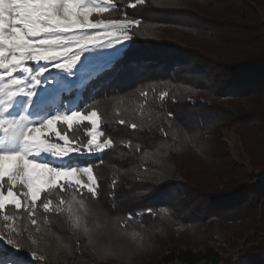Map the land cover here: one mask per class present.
Wrapping results in <instances>:
<instances>
[{
    "label": "trees",
    "instance_id": "16d2710c",
    "mask_svg": "<svg viewBox=\"0 0 264 264\" xmlns=\"http://www.w3.org/2000/svg\"><path fill=\"white\" fill-rule=\"evenodd\" d=\"M212 1L195 0L199 6L211 11L192 13L181 8L184 0H144L143 5L136 7H130L135 0H111L116 10L106 15H124L127 20L141 22L129 27L127 34L131 38L120 54L96 66L88 76H83L85 79L81 86L66 85L59 92L61 106L74 99V104L81 111H98L103 139L113 141L100 154L78 156L70 163L94 166V192L80 190L73 195L97 210L109 225L117 222L114 227L120 234L156 229L167 219L179 226L199 219L195 215L201 212L200 209L196 208L191 216L185 215V207L177 209V195L186 192V188L190 191L185 172L191 173L190 168L197 164L178 166L175 161L169 164V159L191 156L201 160L200 157L206 156L209 161L204 166L205 174L214 182L218 180L215 173L217 158L222 159L228 170L239 166L219 148L223 144L215 133L225 124L251 121L249 113H243L242 119L238 120L235 114L238 104L234 108L232 102L239 100L244 104L246 101L248 110L253 112L250 99L259 94L264 101V50L259 48L264 45V22H258L257 14L259 9L264 11V0H227L228 3L222 4L220 0ZM216 13L241 18L242 28L235 22L232 26L229 23L232 20L228 18L215 19ZM230 28L234 34L240 35L239 39L232 36ZM242 55L245 56L241 58ZM163 93L167 95L162 96ZM149 111L153 120L146 115ZM255 113L256 118L260 117L262 110ZM151 122L154 124L150 127ZM168 122L177 126L178 131ZM76 128V135L86 140L85 129ZM182 132L187 136L186 140L180 138ZM181 147L185 152L177 155ZM149 152H154L152 157L155 158L148 161L146 153ZM160 157H167V162ZM257 172L260 174L257 182L251 180L245 187L236 185L227 194L216 192V186L206 188L202 185L201 188L195 183L197 191L204 195L209 192L216 198L215 202L208 204L206 215L228 223L227 226L250 218L263 223L264 164ZM231 174H224V179L228 177L230 182ZM59 191L55 189L50 193L51 197ZM50 195H41L36 219L44 231L55 230L63 235L59 218L51 213L52 210L45 213L40 206ZM253 195L258 197L253 198ZM248 201L250 206L246 204ZM123 203L125 207L121 206ZM161 209L167 211L162 212ZM10 213L26 215L23 210L7 208L5 214ZM1 225L0 219V228ZM227 233L235 241L233 237L238 232ZM19 236L25 237L23 233ZM259 237L264 235L251 234L237 256L228 255L222 246L205 247L198 252L169 248L156 264H165L173 259L187 264L201 261L264 264L263 240H260L261 245L254 246V239ZM17 240L22 241L18 237ZM76 243V258L80 262H89L91 255L80 252V242ZM0 251L3 255L16 257L20 264H23L20 257L28 264H42L26 252H14L12 247L1 241ZM43 264L50 263L44 260Z\"/></svg>",
    "mask_w": 264,
    "mask_h": 264
},
{
    "label": "rangeland",
    "instance_id": "374dc122",
    "mask_svg": "<svg viewBox=\"0 0 264 264\" xmlns=\"http://www.w3.org/2000/svg\"><path fill=\"white\" fill-rule=\"evenodd\" d=\"M220 1L221 4L222 2L228 3L227 0ZM75 2L80 4L81 8H93V12L89 14V20L95 26L69 28L68 30L55 29L36 37H30V41L37 47L55 50L58 55L42 61L25 59L22 61V64L17 66V70L12 74H10V70L0 69V155L20 151V142L14 138L12 131L17 125L39 127L40 122L48 118L50 119L52 116L70 115L77 112L90 115L92 111H96L90 109L87 112L82 110V112L74 104V99L70 103L66 102L62 106L59 105V92L66 85L71 86L76 84V86H81L85 77L90 74V71L93 72L96 66L102 65L112 57L120 54L127 46L128 40L125 41L122 38L109 34L110 32H115L117 36L122 37L124 34L122 29L101 25L99 21L103 20L107 23L109 21L126 22L128 20L124 15H106L107 12L116 10V6L111 0H75ZM5 3L6 0H0V10L4 9ZM211 3H213L212 0ZM96 8H104L105 11L98 12L95 11ZM181 8L187 11H193L192 13L197 10L205 13L211 11V9L199 6L195 0H184ZM257 14L258 22L260 24L263 23L264 11L259 9ZM214 15L215 19L221 18L223 20L228 18L232 20L229 22L232 26L235 25V22L238 27L242 28L243 20L241 18L236 19L230 15L219 13ZM230 30L233 34L232 36L238 39L240 38V35L237 36L234 34L232 28ZM7 34L8 30L0 25V54H2V59L5 61L10 60L14 54V50L3 43V37ZM91 37L98 38L97 42L85 44V41ZM42 40H55L56 43L41 44L40 41ZM259 48L260 51H263L264 45H260ZM244 56L242 55L241 58ZM83 76L85 77L83 78ZM13 81H19V83L14 84ZM261 100L262 98L259 94L254 95L250 99V101H253L251 105L253 106V112L249 111V104L246 101L244 104L240 103L239 100L232 102L234 108L238 104L237 113H235L239 117L238 120L242 119L241 116L244 115L243 113H249V116H252L251 121H248L246 124L242 121H239V124L237 122H231L221 126L220 130L215 133L219 135L223 144L219 148L226 151L229 158L235 164H239L238 168L228 170L222 159L217 158V169L215 173L218 180L214 182L210 181L209 177L205 174L206 168L204 166H206L208 160L206 156L203 158L200 157L201 160L192 159L191 156H181L174 160L169 159V164L175 161V164L178 166L179 164H197L193 168H190L192 170L191 173L185 172L189 178L190 186L187 187L190 191L186 188V192L179 193L177 195L179 205H176L177 209H180L182 206L185 207L184 212H187L185 213L186 216H191V213L193 214L196 208L200 209L201 212L197 210L199 213L195 215V217L199 218L197 221H186L185 225L179 226L172 220L167 219L156 229H143L140 232H124L120 234L114 227V224L117 222L109 225L99 216L97 210L85 205L73 195V192H79L80 190L94 192L84 187L87 184L92 185L94 189L96 188V183L93 184V181L88 180L86 175H81L78 172L77 178L81 180V185H75L74 180L69 181L67 178H60L52 189L46 188L41 192V195L44 193H49L50 195L55 189L60 190L54 194L53 198L50 195L48 200L51 201V213H54L59 218L63 235L55 230L44 231L38 222L37 225H32L27 214L10 213V216L15 214L13 219L7 222L4 221L3 217L6 215L5 210L7 208H12L14 211H17L14 205L6 202L5 208L0 209V219L3 223L0 228V241L12 247L14 252L20 253L23 251L28 254L39 253L42 258V262L40 261V263L42 264L44 260L50 264H156L161 254L169 248L198 252L205 247L214 246H222L227 250L228 255L232 254L231 256H237L240 254L239 250L241 248L243 249L244 244L248 242L251 234H256L257 236L264 235V221L263 223L257 222L255 218H250L248 221L244 220L237 222L238 224L227 226L228 223L220 222L218 219H214L212 215V217L210 215L207 216L208 204L215 202L216 198H213L215 196L209 192H207V196L197 191L196 184H199L201 188H203L202 185L207 186L206 188L216 186V192L218 191L224 194L226 192L228 193L231 188H235L236 185L241 184V187H245L251 180L257 182V175H260L257 171H260L264 164V101ZM261 110L262 113L257 119L255 117L257 113L255 112L258 111L260 113ZM96 113L97 124L95 129L101 134L100 142H103V131L101 130L99 113L98 111ZM146 115H149L150 119L153 120L150 111ZM168 123L175 131H178L177 126H173L172 122ZM220 123L222 124V122ZM153 124L151 122L149 126ZM76 127L85 129L84 135L86 139L90 138L87 133L92 131V125L91 121L88 120L73 121L71 126L63 120H60L52 126L51 131L43 129L41 133H34L33 135L38 139L46 140L48 143H59L63 146L64 142L59 140L58 133L69 136L70 142L83 140V138L76 135ZM179 136L182 140H186L187 136L183 132ZM73 137H75V141L72 140ZM101 152L96 154H100ZM177 152V155H181L185 150L182 149ZM96 154H71V159H76L78 156L89 157ZM146 154L148 161L151 158H155L152 157L154 152ZM29 158L32 159L33 157L30 156ZM161 160L167 162L168 158L162 157ZM250 161L252 162V166L250 165ZM35 162L50 163L52 166L60 167L80 165L77 163L71 164L67 157L62 159L55 158L49 153H41L39 157L35 158ZM208 163L211 165L210 162ZM3 164L5 168L11 170L14 162L4 161L2 163V160H0V175H3ZM159 164L160 166L164 165V163ZM35 171L39 172L41 170L37 169ZM227 172L232 173L230 182L227 181L229 179L228 177H225L226 180L224 179V174ZM8 184L9 181L7 175H5L0 180V185H2L0 192H3L4 195H7ZM25 191L26 188L23 186L19 184L13 185V192L22 199V203L24 202L23 193ZM255 196L257 195H253V198ZM39 199L36 201L37 205ZM246 204L250 206L251 202L248 201ZM121 206L125 207L124 203ZM190 208L193 209L192 212H190ZM243 208H246V206ZM212 209L214 210V207ZM209 211L211 210L209 209ZM34 217L37 218L36 212L34 213ZM209 217L210 219H208ZM236 231L239 236H234L235 241H233L227 232L235 233ZM20 233H23L25 237L20 238ZM69 233H72L70 235L71 238H69ZM17 237L18 239H22V241H18ZM72 237L74 238L73 241L71 240ZM8 239H12L15 242V246L22 250L17 251L13 245L7 242ZM252 240L253 238L250 239V241ZM260 240H263L264 243V237H259L254 239V246L261 245ZM76 242H80L79 245L82 248L80 252L85 251L91 255L89 262H80L76 258L74 254L77 247ZM0 257L10 259L12 264H20L16 257L3 255L1 251ZM20 259L23 264H28L23 257H20Z\"/></svg>",
    "mask_w": 264,
    "mask_h": 264
},
{
    "label": "snow or ice",
    "instance_id": "6c2138e0",
    "mask_svg": "<svg viewBox=\"0 0 264 264\" xmlns=\"http://www.w3.org/2000/svg\"><path fill=\"white\" fill-rule=\"evenodd\" d=\"M144 0H135L130 7L143 5ZM95 11L104 12V8H96ZM93 12V8H81L80 4L75 0H6L3 10H0V25L8 30V34L3 37V43L14 50L10 60H3L0 54V69L10 70V74L17 70V66L22 64L23 60L42 61L50 59L58 53L52 49H42L37 47L30 41V37H36L46 32L55 29L68 30L69 28H84L93 27L95 24L89 20V14ZM140 20L109 21L100 20L101 25H108L109 27H118L123 30V36H117L115 32L109 34L114 37L128 40L131 38L127 34L129 27L133 24H139ZM96 37H91L85 44L97 42ZM41 44H54L55 40H42ZM19 83V81H13ZM163 93L162 96H166ZM97 113L92 111L90 115H84L80 112L63 116H52L50 119H45L40 122L39 127H29L28 125H17L12 131L14 138L20 142V151L15 153H4L0 155L2 163L4 161L14 162L12 169H7L3 164V175H0V180L7 175L9 181L7 195L0 192V209L5 208V204L10 203L14 205L15 209H23L27 214L32 225H37V219L34 213L37 209L36 201L40 198L41 192L44 189H52L60 180V178H67L69 181L74 180L75 185H81V180L77 178V173L86 175L88 180L96 183L93 176V165L84 163L83 165H74L71 167L52 166L50 163H36L35 158L39 157L41 153H49L55 158L67 157L71 160V154H96L102 150L109 148L113 141L106 139L101 141V134L96 131ZM63 120L69 126L73 121H91L92 131L87 135L90 137L86 140H79L78 142H70L69 136L58 133V138L63 141V146L59 143H48L44 139H38L34 133H41L43 129L52 130V126L57 122ZM123 123V121H121ZM75 141V137L72 138ZM33 158L30 159L29 157ZM40 169L37 172L35 170ZM19 184L26 188L23 193L24 202L13 192V185ZM2 187V185H0ZM89 190L94 191L92 185H84ZM43 210L47 213L51 209V201L45 199L42 202ZM166 212L167 209H161ZM12 216L4 215V221H10ZM14 230V229H13ZM7 242L13 245L17 251L22 250L15 246L12 239ZM33 259H38L42 262L41 256L35 253H30ZM0 264H12V261L6 257H0Z\"/></svg>",
    "mask_w": 264,
    "mask_h": 264
},
{
    "label": "built area",
    "instance_id": "2783aa9c",
    "mask_svg": "<svg viewBox=\"0 0 264 264\" xmlns=\"http://www.w3.org/2000/svg\"><path fill=\"white\" fill-rule=\"evenodd\" d=\"M165 264H187V263L182 262V261H180V260H178V259H173V260L168 261V262L165 263ZM197 264H236V263H222V262H217V263H207V262H203V261H201V262H199V263H197Z\"/></svg>",
    "mask_w": 264,
    "mask_h": 264
}]
</instances>
